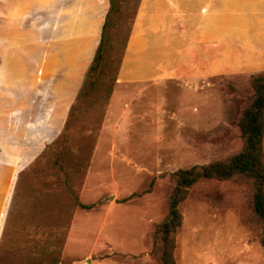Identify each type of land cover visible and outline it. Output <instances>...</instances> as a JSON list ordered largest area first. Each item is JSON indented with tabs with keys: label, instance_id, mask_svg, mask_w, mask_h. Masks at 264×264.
<instances>
[{
	"label": "rangeland",
	"instance_id": "obj_1",
	"mask_svg": "<svg viewBox=\"0 0 264 264\" xmlns=\"http://www.w3.org/2000/svg\"><path fill=\"white\" fill-rule=\"evenodd\" d=\"M139 1L116 0L82 98L102 7L78 22L86 34L64 37L78 72L88 65L73 101H60L72 70L53 28L69 11L0 3V264H159L173 174L243 149L239 123L259 75L119 86ZM253 191L242 177L197 183L180 206L176 263L264 264Z\"/></svg>",
	"mask_w": 264,
	"mask_h": 264
},
{
	"label": "crops",
	"instance_id": "obj_2",
	"mask_svg": "<svg viewBox=\"0 0 264 264\" xmlns=\"http://www.w3.org/2000/svg\"><path fill=\"white\" fill-rule=\"evenodd\" d=\"M0 3L7 10L50 5L58 15L64 7L69 11L65 23H54L53 28L58 37L57 48L68 55L72 70L60 101H73L79 92V76L88 65L78 72V48L74 42L67 46L64 37L84 35L85 30L78 31V22L94 20L102 7L97 47L110 0H0ZM78 6L82 7L80 15ZM20 26L18 22L17 28L6 31V36L12 38ZM262 74L264 0H140L119 73V86ZM118 101H125L122 93L115 94L112 100L115 120L119 116ZM45 133L50 135L52 131L46 129Z\"/></svg>",
	"mask_w": 264,
	"mask_h": 264
},
{
	"label": "trees",
	"instance_id": "obj_3",
	"mask_svg": "<svg viewBox=\"0 0 264 264\" xmlns=\"http://www.w3.org/2000/svg\"><path fill=\"white\" fill-rule=\"evenodd\" d=\"M110 4L111 9L103 28L101 42L95 59L87 71V77L79 93V98L86 95V89L91 84L90 79L104 58L106 28L110 15L116 6V0H110ZM253 88L254 96L239 123L244 140L243 149L227 160L196 165L188 169H181L173 174L174 186L169 196V213L156 228V234L160 240L159 264H177L175 237L183 224L180 206L188 199L192 188L203 180L229 181L242 177L252 181L254 188L252 208L255 218L262 226L261 244L264 247V75L254 77ZM80 206L87 210L91 209L87 205Z\"/></svg>",
	"mask_w": 264,
	"mask_h": 264
}]
</instances>
